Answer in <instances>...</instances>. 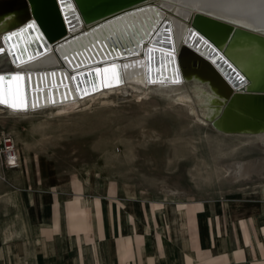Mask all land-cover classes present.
<instances>
[{
  "label": "rangeland",
  "instance_id": "374dc122",
  "mask_svg": "<svg viewBox=\"0 0 264 264\" xmlns=\"http://www.w3.org/2000/svg\"><path fill=\"white\" fill-rule=\"evenodd\" d=\"M7 71L0 61V73ZM119 88L83 98L73 110L15 115L0 107V126L21 155L19 168H0V247L37 235L56 200L115 199L127 211L217 205L264 213V135L203 126L190 102L172 100L183 87H149L146 95Z\"/></svg>",
  "mask_w": 264,
  "mask_h": 264
},
{
  "label": "bare ground",
  "instance_id": "6f19581e",
  "mask_svg": "<svg viewBox=\"0 0 264 264\" xmlns=\"http://www.w3.org/2000/svg\"><path fill=\"white\" fill-rule=\"evenodd\" d=\"M58 2L61 3L63 14L69 19V24L66 25L68 34H70L69 38L80 32L88 31L80 22L81 19H76L77 15L74 13L76 11H72V1L58 0ZM154 2L155 6L158 5L167 10L163 20L149 39L142 43L139 52L122 59L104 62L102 81L103 86L108 89H104L102 92L111 94V91L108 90L113 88L117 90L126 84L134 91L139 92V95H146L145 89L149 87H183L186 89L185 93H174L172 100L175 99L183 103L190 102L191 113L203 126L210 125L218 133L227 135H264V95L238 91L231 97L220 118L215 119L214 117L220 112L225 101L223 90L220 87V79L215 78L205 66H202V69L194 68L193 70V67H190L191 64L184 70V75L180 70H176V73L170 69L169 59L168 66L164 64L163 69L162 67L160 69L159 66L157 71L153 69V72L150 73L149 51L147 52V50H156V47L165 50L173 49L172 54L176 57L180 44H183L182 39L185 32L191 26L190 22L184 21L188 19L245 78L246 89L264 90V37L258 35L259 33H248L243 30L233 32L232 26L218 21L221 19L264 33V0H154ZM196 12H203L213 19L199 16L195 14ZM12 16L11 14L4 16L0 21V49L2 50L0 61L6 62L10 68L8 72L0 73V107L15 115L34 113L51 107L72 109L77 106L78 102L80 103L82 98L78 99V97L100 88V83L96 79L88 82L86 80L85 83L83 81L82 83L75 82L74 79L70 80L68 74L72 73L70 72L72 69L67 67L65 61L62 62L60 57L63 54L77 51L81 44H88L89 40L92 42L93 38L91 37H103L104 34L111 31L122 30L125 27L124 22L120 21L122 27L120 24L111 23L109 26L95 31L93 36H84L75 43L63 46L55 53L54 46L46 45L42 40L41 33L33 20L20 25L23 27L31 22L33 27L25 29L26 31H20V34H16L14 38L9 35L3 36L8 31L3 30L5 22ZM134 18L131 19L134 26L138 22L143 27L142 17ZM168 30L171 31L170 37L167 35ZM144 31L147 32L146 29ZM229 38L230 43L225 48ZM45 46L48 49L46 53H43L44 50L46 51ZM39 52H42L40 53L42 55L38 54ZM209 63L214 68L216 66L217 72L218 70L223 71L214 57H211ZM114 64L117 66V71L119 70L118 74H121L122 85L117 87L115 86L118 85V82L114 80L110 67ZM82 69L88 68H80V70ZM223 73L226 74L225 71ZM61 74L66 78L65 86L62 84ZM14 77H19V79ZM177 79L179 82H174ZM231 82L233 83V80ZM232 85L235 86V83ZM0 110L2 111V109Z\"/></svg>",
  "mask_w": 264,
  "mask_h": 264
},
{
  "label": "crops",
  "instance_id": "0c3cea01",
  "mask_svg": "<svg viewBox=\"0 0 264 264\" xmlns=\"http://www.w3.org/2000/svg\"><path fill=\"white\" fill-rule=\"evenodd\" d=\"M49 210L37 235L2 242L0 264H264V213L217 205L127 211L115 199L56 200Z\"/></svg>",
  "mask_w": 264,
  "mask_h": 264
},
{
  "label": "water",
  "instance_id": "95a60500",
  "mask_svg": "<svg viewBox=\"0 0 264 264\" xmlns=\"http://www.w3.org/2000/svg\"><path fill=\"white\" fill-rule=\"evenodd\" d=\"M70 2L73 5L72 11H76L74 12L75 15H77L76 19L80 18V22L84 25L83 27L88 29V31H84L82 33L80 32L78 35H74L70 38V34H68V29L66 28V25L69 24V19L65 17V14H63V8L61 3L59 4L58 0H0V21L4 18V16H8L9 14L13 15L5 22L3 30L8 31L7 33H4L3 36L9 35V37L14 38L16 34H20V31H26L25 29H29L31 22L23 27H20V25L33 20L37 29L41 33L42 40L46 43V45L48 44L54 46L55 53L58 52L59 49H62L63 46L75 43V41H78V39L83 38L84 36H93L95 31L103 29L111 23L114 25H116V23L120 24L122 27V23L120 21L124 22L123 24H125V27L122 30L118 29L111 31L104 34L103 37H91L93 38L92 42L89 40L88 44L84 43L86 44H83L84 46L81 44V48L78 47L79 49L77 51L63 54L60 57V60L62 62L65 61L67 67L72 69L70 72H72V79H74L75 82L82 83L83 81L85 83L86 80L88 82L96 79V81H99L100 83V88L95 89L94 92H89L78 97L80 99L90 94H95V92L100 91L102 88H107L103 86L102 81V72L105 69L103 65L104 62H109L112 59H122L125 56L139 52L141 50L142 43L148 40L155 32L156 28L163 20L164 14L167 10L159 7L158 5H156V7L154 0H70ZM195 14L213 19L211 16L203 12H196ZM136 16L142 17V23L144 29L147 31L146 33L138 22L136 23V26L132 23V17L135 19L134 17ZM184 21H186V23L190 22L191 26L188 27L185 32L182 39L183 44H180L176 57L172 54L174 52L173 49L165 50L164 48L156 47V50L154 51L147 50V52L149 51L148 66L150 73L153 72V69L157 71L159 66L160 69L161 67L163 69L164 64L165 66H168V59L170 62V69L174 72H176V70H180L183 75L184 70L189 67V64H191L190 67H193V70L194 68L202 69V66H205L209 71H211L215 78L220 79V87L223 90L225 98L224 104L222 105L223 107L214 117L215 119L220 118L231 97L238 91L264 95V90L246 89L244 86L246 84L245 78L241 76L239 71L234 69L228 60H226L224 55H222L220 51H217L209 40H207L204 35H202L194 27V25H192V21H189L188 19ZM218 21L232 26L233 32L236 30H243L248 33H259L258 35L264 37V33L255 31L251 28L248 29L239 24L229 23L221 19H218ZM9 31L11 32L8 33ZM167 32V35L170 37L171 31L168 30ZM229 43L230 38L228 39V42H226L225 48H227ZM45 49L46 51L44 50L43 53H46L48 48L46 47ZM167 52L172 55H169ZM40 53L42 52H39L38 54ZM200 55H204L206 58ZM211 57L215 58L216 63L218 65L220 64L226 74H224L221 70H218L217 72L215 69L216 66L214 68L213 65L209 63ZM110 67L114 80H117L118 82V85L114 86L117 87L122 85L120 80L121 74H118L119 70L117 71V66L114 64ZM80 68L88 69L80 70ZM216 73H219L221 76L219 74L218 76ZM17 74L20 75L21 73ZM62 76L65 80V76L61 74L60 77ZM231 80H233L235 86L232 85L233 83ZM174 82L179 81L177 79V81ZM48 86L50 85L48 84Z\"/></svg>",
  "mask_w": 264,
  "mask_h": 264
},
{
  "label": "built area",
  "instance_id": "2783aa9c",
  "mask_svg": "<svg viewBox=\"0 0 264 264\" xmlns=\"http://www.w3.org/2000/svg\"><path fill=\"white\" fill-rule=\"evenodd\" d=\"M20 162L21 155H19L16 140H14L13 136L4 127L0 126L1 170L4 171L17 169L20 167Z\"/></svg>",
  "mask_w": 264,
  "mask_h": 264
},
{
  "label": "snow or ice",
  "instance_id": "6c2138e0",
  "mask_svg": "<svg viewBox=\"0 0 264 264\" xmlns=\"http://www.w3.org/2000/svg\"><path fill=\"white\" fill-rule=\"evenodd\" d=\"M33 26L32 25H29V28H32ZM14 78H17V79H19V77H14Z\"/></svg>",
  "mask_w": 264,
  "mask_h": 264
}]
</instances>
